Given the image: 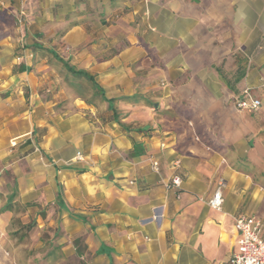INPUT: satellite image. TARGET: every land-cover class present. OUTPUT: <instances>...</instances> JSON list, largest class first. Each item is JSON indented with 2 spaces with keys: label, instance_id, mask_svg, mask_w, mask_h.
<instances>
[{
  "label": "crops",
  "instance_id": "0c3cea01",
  "mask_svg": "<svg viewBox=\"0 0 264 264\" xmlns=\"http://www.w3.org/2000/svg\"><path fill=\"white\" fill-rule=\"evenodd\" d=\"M49 50L107 98L140 93L115 103L126 127ZM216 67L242 72L233 89ZM177 92L201 109L202 131L171 111ZM247 94L260 100L251 112L235 106ZM215 109L216 127L204 114ZM8 202L0 264H228L240 215L264 238V0H0Z\"/></svg>",
  "mask_w": 264,
  "mask_h": 264
},
{
  "label": "built area",
  "instance_id": "2783aa9c",
  "mask_svg": "<svg viewBox=\"0 0 264 264\" xmlns=\"http://www.w3.org/2000/svg\"><path fill=\"white\" fill-rule=\"evenodd\" d=\"M237 109L251 112L260 106V100L251 97L247 94L244 98H238L235 101ZM14 145V143H11ZM77 159L81 156L77 153ZM151 168L158 171V162L156 159L150 160ZM181 180L178 176H173L166 184L178 188ZM222 182H218L215 191L208 199V205L219 210L222 204L221 194ZM262 221L257 218L240 215L235 219V228L240 233L238 249L231 254L228 259V264H264V238L260 236Z\"/></svg>",
  "mask_w": 264,
  "mask_h": 264
},
{
  "label": "trees",
  "instance_id": "16d2710c",
  "mask_svg": "<svg viewBox=\"0 0 264 264\" xmlns=\"http://www.w3.org/2000/svg\"><path fill=\"white\" fill-rule=\"evenodd\" d=\"M49 52L52 54V56L55 58V60H57L58 62H60L62 64L63 68L65 69V73H66L65 80L68 81V84H70V85L73 84V79H80V80L85 81L87 86H85V87L81 86V87L83 89L92 90L93 94L100 96L101 99L106 101L108 109L111 110L113 115H114V120L118 124H120L122 127H126V125L124 123H121L119 120V113H118V110H117L115 103L117 101L138 102L140 100H143V97L140 93H133L132 95H123V96H120L117 98H107L105 96V93H104L103 89L101 88V86L95 81L93 75L89 74L85 70L76 69L74 66L70 65L68 63V61L63 60L61 57H59L53 51L49 50ZM216 71L218 72V74L220 75L222 80H224V82L226 83V85L230 89H233V84L235 82H237L239 80V78H241V76H242V72H237L236 78L231 79V78L227 77V75L225 74L223 69H221L220 67H216ZM78 91L82 92L83 90H78ZM146 103L149 104L148 101H146ZM137 130L141 131L142 129H137ZM137 153L138 152L134 151V152H132V154L130 156L134 157L137 155ZM11 207H12V205L10 204V202H8L0 208V212L6 211V210H11ZM33 227H35L34 221L29 222L27 224H22V225L19 224V229H22V230H24V229L25 230H31ZM55 253H56L55 247L50 246V248L47 251V255H48V258L50 259V261L53 259L52 257L55 255Z\"/></svg>",
  "mask_w": 264,
  "mask_h": 264
},
{
  "label": "rangeland",
  "instance_id": "374dc122",
  "mask_svg": "<svg viewBox=\"0 0 264 264\" xmlns=\"http://www.w3.org/2000/svg\"><path fill=\"white\" fill-rule=\"evenodd\" d=\"M227 26V24L225 25ZM50 47L56 48V46H52L50 45ZM63 67V66H62ZM63 72H65V70H61L59 71V74H63ZM82 84L81 86H87V84L85 83V81L81 80ZM162 82H161V86H162ZM180 93L177 92L174 94V100L177 102L176 104H174L173 108H171V111L173 112V114L175 115H179L181 118H186V120H191L194 122L193 126L200 132L203 129V124L200 122V115L202 114L201 109L198 107H190L188 104V100L185 101L182 99L181 101V96H179ZM152 100V99H151ZM157 105V104H156ZM154 106V105H153ZM154 110H159V108L154 107ZM150 111V110H149ZM223 111V110H222ZM204 114L214 118L213 122H214V127H216V122H217V117H222L223 116V112H219L215 109L213 112H205Z\"/></svg>",
  "mask_w": 264,
  "mask_h": 264
}]
</instances>
